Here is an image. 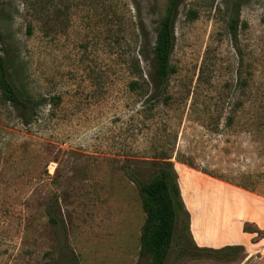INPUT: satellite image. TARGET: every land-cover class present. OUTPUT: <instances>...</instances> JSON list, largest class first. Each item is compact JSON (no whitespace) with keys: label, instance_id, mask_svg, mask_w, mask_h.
<instances>
[{"label":"rangeland","instance_id":"1","mask_svg":"<svg viewBox=\"0 0 264 264\" xmlns=\"http://www.w3.org/2000/svg\"><path fill=\"white\" fill-rule=\"evenodd\" d=\"M168 1L0 0L2 52L42 99L22 124L0 98V264H149L138 182L161 156L185 199L188 171L264 197V0H182L166 99L143 102ZM243 230L257 251L196 252L178 209L162 264H263Z\"/></svg>","mask_w":264,"mask_h":264},{"label":"trees","instance_id":"2","mask_svg":"<svg viewBox=\"0 0 264 264\" xmlns=\"http://www.w3.org/2000/svg\"><path fill=\"white\" fill-rule=\"evenodd\" d=\"M181 1H168L165 12L155 29L149 58L151 72L147 80L142 79L147 86H150V89L144 91L143 102L151 100L159 102L166 99L165 84L168 76L174 71L169 60L173 46L172 21L175 9ZM239 3V0H235V15ZM229 26L231 28L235 26V18H231ZM10 54L8 52L7 61L0 46V98L16 110L22 124H28L34 117L35 107L41 103L42 99L33 97L18 78L19 66H16ZM139 55L145 58L146 49H139ZM137 73L141 77L139 70ZM137 84L135 79L128 82L131 89L136 88ZM151 161L156 165V172L148 180L138 182L141 206L145 214L139 235V254L147 255L150 259L149 264H162L174 230L177 210L180 209L184 214L186 232L188 214L180 200L171 161L167 156ZM49 219L51 222L54 221L51 217ZM194 247L196 252L207 254L242 250L240 245H225L219 248Z\"/></svg>","mask_w":264,"mask_h":264},{"label":"crops","instance_id":"3","mask_svg":"<svg viewBox=\"0 0 264 264\" xmlns=\"http://www.w3.org/2000/svg\"><path fill=\"white\" fill-rule=\"evenodd\" d=\"M194 172L186 173V199L179 191L188 214L187 232L192 243L209 248L240 245L244 252L257 251L260 240L252 242L253 233L244 231L243 225L247 222L264 231V197L232 186L212 185L215 182L195 185ZM259 251L258 259L264 260L263 249Z\"/></svg>","mask_w":264,"mask_h":264},{"label":"built area","instance_id":"4","mask_svg":"<svg viewBox=\"0 0 264 264\" xmlns=\"http://www.w3.org/2000/svg\"><path fill=\"white\" fill-rule=\"evenodd\" d=\"M263 251H264V247H263Z\"/></svg>","mask_w":264,"mask_h":264}]
</instances>
